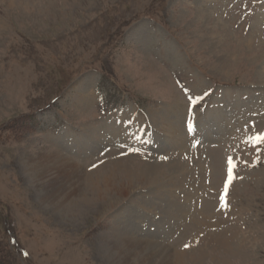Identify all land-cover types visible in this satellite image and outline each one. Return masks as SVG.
<instances>
[{
	"label": "rangeland",
	"instance_id": "374dc122",
	"mask_svg": "<svg viewBox=\"0 0 264 264\" xmlns=\"http://www.w3.org/2000/svg\"><path fill=\"white\" fill-rule=\"evenodd\" d=\"M257 132L264 0H0L3 264H264Z\"/></svg>",
	"mask_w": 264,
	"mask_h": 264
},
{
	"label": "snow or ice",
	"instance_id": "6c2138e0",
	"mask_svg": "<svg viewBox=\"0 0 264 264\" xmlns=\"http://www.w3.org/2000/svg\"><path fill=\"white\" fill-rule=\"evenodd\" d=\"M246 142H250L253 145H257L260 143H264V132H257L254 135H249L247 137V141ZM231 157L229 158V163H230V167H229V176H228V182L230 183L232 180V166H231ZM227 188V185H226ZM226 190V189H225Z\"/></svg>",
	"mask_w": 264,
	"mask_h": 264
},
{
	"label": "bare ground",
	"instance_id": "6f19581e",
	"mask_svg": "<svg viewBox=\"0 0 264 264\" xmlns=\"http://www.w3.org/2000/svg\"><path fill=\"white\" fill-rule=\"evenodd\" d=\"M56 160H62L63 162L59 165V167H60V169H59V171H64L65 169H67V167L69 168V165H70V162L68 161V160H66L65 158H63V157H56L55 158ZM52 160V162H54V159H51ZM58 160V161H59ZM58 164V163H57ZM37 176V175H36ZM176 207H178L179 208V211H180V207L177 205ZM182 210V209H181ZM178 211V210H177ZM150 246H152V245H150Z\"/></svg>",
	"mask_w": 264,
	"mask_h": 264
},
{
	"label": "trees",
	"instance_id": "16d2710c",
	"mask_svg": "<svg viewBox=\"0 0 264 264\" xmlns=\"http://www.w3.org/2000/svg\"><path fill=\"white\" fill-rule=\"evenodd\" d=\"M3 263H4V260H3V258L0 255V264H3Z\"/></svg>",
	"mask_w": 264,
	"mask_h": 264
}]
</instances>
